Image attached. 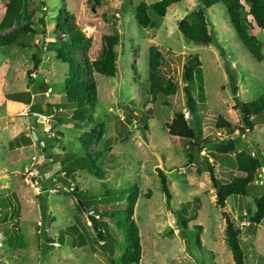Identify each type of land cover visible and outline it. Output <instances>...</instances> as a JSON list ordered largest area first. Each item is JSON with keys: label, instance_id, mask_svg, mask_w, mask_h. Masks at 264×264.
<instances>
[{"label": "rangeland", "instance_id": "374dc122", "mask_svg": "<svg viewBox=\"0 0 264 264\" xmlns=\"http://www.w3.org/2000/svg\"><path fill=\"white\" fill-rule=\"evenodd\" d=\"M7 1L0 0V21ZM157 1L99 0V6H93L88 0H26L19 22L5 30L28 28L18 43L0 53V264H120L125 237L109 215H125L132 199L129 221L138 230L139 264H234L222 213L240 231L245 264H264V219L249 226L255 202L264 199V123L244 134L237 131L242 127L239 105L264 94V31L246 26L261 43L258 63L238 42L221 4L205 11L210 43L187 42L177 30L178 21L197 10V0L172 5L162 19L151 14L155 26L140 28L135 6ZM62 8L91 39L90 59L98 55L103 37L117 36L115 76L95 77L92 116L102 134L89 152L102 153L94 161L103 172L101 179L87 173L86 167L73 168V178L63 175L62 161L82 155L78 138L85 131L69 121L73 110L61 100L67 66L49 50L55 39L64 40L51 20ZM150 47L161 55L162 83L174 85L172 95L155 101L147 95ZM78 56L84 57L82 52ZM188 61L197 62L191 117L182 75ZM31 90L37 93L30 98L42 104V110L45 106V115L32 114L31 105L8 99ZM176 112L198 130L197 144L206 146L194 153L201 164L204 159L212 163L220 182H229L237 172L235 155L222 158L217 143L234 141L237 152L247 150L258 158L259 169L246 196H231L223 207L217 205L208 175L198 176L188 163L186 141L168 134L165 125ZM36 116L38 124L33 127ZM218 118L230 129L217 128ZM157 170L167 178L168 203ZM131 188L137 189V197L130 196ZM182 208L188 220L196 214L183 231L177 225ZM94 218L98 230L106 233L101 241ZM11 229L15 234L3 233Z\"/></svg>", "mask_w": 264, "mask_h": 264}, {"label": "trees", "instance_id": "16d2710c", "mask_svg": "<svg viewBox=\"0 0 264 264\" xmlns=\"http://www.w3.org/2000/svg\"><path fill=\"white\" fill-rule=\"evenodd\" d=\"M25 1L8 0L5 4V13L0 21V53L18 43L21 33H24L28 29L27 26H25L26 29L18 27L15 30L5 33L6 29L21 19V12L25 6ZM183 1L188 0H158L156 3L149 5L145 2H140L134 8L135 21L142 29L154 27L155 24L151 20V14L162 19L165 17L169 7ZM88 2L94 4L93 6H99V0H88ZM197 2V10L189 12L177 23V30L184 40L193 44L210 43L211 38L208 33L205 11L214 4H221L225 8L238 42L252 59L258 63L261 61V43L255 36L248 34L246 26L249 25L250 27L264 31V0H244V2L241 0H197ZM51 20L57 23L56 25L64 37L63 41L55 39L56 44L49 48L55 55V59L67 66V75L63 88L64 96L61 100L73 110V114L69 118L70 123L78 125L85 131L78 138L82 155L70 157L62 161V163L64 162L62 164L64 179L73 178V173L75 172L73 168L77 167L80 169H85L86 167L87 173L91 176H99L98 178L101 179L103 172L101 168L96 167L94 161L98 160L99 155H102V153L89 152V149L100 139L102 134L100 123L92 116L97 92L95 77L96 75L103 78H113L115 76L114 47L117 43V36L103 37V45L96 58L92 60L88 57L92 43L91 39L85 38L81 30L75 25L72 15L66 14L62 8L58 10L57 15L51 18ZM79 52H82L84 55L82 59L78 56ZM160 62L161 55L157 52L156 48L150 47L147 57V95L151 98V101L173 94L174 85L169 81L167 85H164L158 75ZM196 66L197 62L193 63L188 61L183 67L182 74L184 82L183 92L188 106L187 112L190 117L194 115L193 109H195L196 104L190 92L194 86ZM35 67H37V62L35 63ZM34 92V90H31V93L12 95L8 99L12 102L31 105L30 111L32 114L45 115L46 113L41 108L42 104H38L30 98L34 96ZM34 97L36 98V96ZM46 106L49 107V104ZM238 110L242 127L237 128V131L244 134L246 131L252 130L255 119L264 118V94L254 101L241 103ZM37 120L38 117L36 116L33 120V127H36L38 124ZM217 121L215 124L217 128L230 129L229 123L222 118H218ZM141 126L143 129H146L145 125ZM165 127L169 136L186 141V157L188 163L195 167L198 176L203 173L208 175L210 184L216 193V202L219 207L224 206V201L228 197H244L247 195L248 186L253 182L259 169V160L250 151L242 150L237 152L234 147V141L231 140L216 144L215 149L218 153L223 154L222 158L228 154L235 155L237 176L232 177L229 182L223 183L216 179L212 163L204 159L201 164V160L194 153L195 149H197V152L202 151L206 143L202 142L201 145L197 144L199 132L196 128L190 126L189 120L184 117L182 112L174 113L172 121L166 124ZM157 173L160 190L165 197L166 203H168L171 200V192L168 189L167 178L162 171L157 170ZM59 183H61V179H59ZM137 193V189H129L131 197H137ZM263 200L261 199L255 202L256 209L250 219L249 226L257 225L264 219ZM134 201L133 199L128 201L123 211V214H125L123 216L119 212H113L110 215L105 213L106 216L109 215L110 219L116 220L119 229L122 230L125 237V250L120 264H139L140 262L138 230L135 224L129 221ZM81 206L84 207V203L81 202ZM184 208L178 212L177 217V225L181 231L187 229L189 221L196 218V214H193L191 219H186ZM222 216L225 222V242L231 252L233 263L245 264V255L240 242V231L235 228L233 222L227 215L222 213ZM92 220L94 221L97 233L101 237V241L103 240L102 236L106 233L104 232L103 234L98 230L95 218ZM192 230L199 232L200 228L193 226ZM9 232L15 234L12 229L10 231L3 230L5 235L7 233L9 234ZM196 241L200 244L198 235L196 236Z\"/></svg>", "mask_w": 264, "mask_h": 264}, {"label": "water", "instance_id": "95a60500", "mask_svg": "<svg viewBox=\"0 0 264 264\" xmlns=\"http://www.w3.org/2000/svg\"><path fill=\"white\" fill-rule=\"evenodd\" d=\"M35 93H37V92H35ZM35 95H36V94H35ZM43 111H45V106H43ZM33 120H34V118H33L31 121H33ZM41 120H42V118H39V121H41ZM262 123H264V118H257V119H255L254 122H253L254 125L262 124ZM32 137H33L35 140L37 139V137H36V135H35L34 132H32Z\"/></svg>", "mask_w": 264, "mask_h": 264}, {"label": "crops", "instance_id": "0c3cea01", "mask_svg": "<svg viewBox=\"0 0 264 264\" xmlns=\"http://www.w3.org/2000/svg\"><path fill=\"white\" fill-rule=\"evenodd\" d=\"M31 136H32V134H31Z\"/></svg>", "mask_w": 264, "mask_h": 264}]
</instances>
